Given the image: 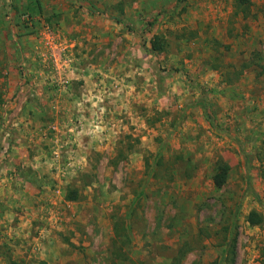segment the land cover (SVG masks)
I'll return each instance as SVG.
<instances>
[{
    "label": "rangeland",
    "instance_id": "374dc122",
    "mask_svg": "<svg viewBox=\"0 0 264 264\" xmlns=\"http://www.w3.org/2000/svg\"><path fill=\"white\" fill-rule=\"evenodd\" d=\"M37 1L0 0V264H229L233 239V264H264V0ZM8 50L38 53L58 91L57 70H88L103 100L71 128L35 121L25 155L41 148L44 175L12 162ZM106 104L124 120L105 121ZM72 133L91 151L71 152Z\"/></svg>",
    "mask_w": 264,
    "mask_h": 264
},
{
    "label": "crops",
    "instance_id": "0c3cea01",
    "mask_svg": "<svg viewBox=\"0 0 264 264\" xmlns=\"http://www.w3.org/2000/svg\"><path fill=\"white\" fill-rule=\"evenodd\" d=\"M28 3H32L33 5L40 4L37 0H27L25 3L21 2L22 5L25 4L26 6ZM29 8L33 13V6L30 5ZM21 57H25L26 60L23 61L26 63L23 65V68L17 70L16 66L22 64ZM45 68V65L41 64L38 53L28 52L27 50L26 52L18 53L16 50L7 51V117H9V120L17 121L22 125L18 130L19 134L15 136L17 138L15 140H18L15 142L19 146L16 147V150L14 149L12 162L18 166L21 165L35 169L42 175H44L43 170L45 167L41 163V148L35 146L42 141V127H40V123H35V121L39 117L54 116L55 123L59 129H62L63 127L71 128V125H74L73 120L75 119H80L81 122H88L95 120L97 114L99 115L96 102L93 101V98H90L92 94L88 91L94 83V80H91V76L88 74V70L85 71L77 67L75 70L67 72L66 77H70L73 80L70 81L67 89L58 91L49 82H46L47 79H52L54 75L51 73V70L48 71L49 69ZM82 71L85 74H81ZM51 107L55 109L54 112H52ZM105 107L107 111L104 114L105 121L119 120L120 118L124 120L121 110L124 109L123 106L116 108L115 104H112V106L106 104ZM115 116H119L120 118L116 119ZM32 122L34 123V130L31 128ZM125 132V130L122 131L124 134ZM93 133L95 132H88L89 135L98 139L99 135H94ZM121 134L117 138L121 137ZM77 135L83 137L76 136L74 133L69 134L67 143H71L75 147L71 152L78 154L91 151L90 149L93 148L95 140L86 138L85 135ZM105 136L112 139L111 135L106 134ZM32 137L36 139V141H33L36 144L32 145L34 148H37L36 158L34 157L29 162V156L25 155V150L29 148ZM55 143L57 142L55 141ZM45 179H48V177L45 176Z\"/></svg>",
    "mask_w": 264,
    "mask_h": 264
},
{
    "label": "trees",
    "instance_id": "16d2710c",
    "mask_svg": "<svg viewBox=\"0 0 264 264\" xmlns=\"http://www.w3.org/2000/svg\"><path fill=\"white\" fill-rule=\"evenodd\" d=\"M251 1L252 0H234L235 6L236 8L239 9H246L251 5ZM150 26H152V24H149ZM150 50L152 53H159L161 51H163L164 49V41L161 37L155 35L152 36L151 40H150ZM228 166L224 163H220L216 170L215 173L212 176V183L216 188H221L223 187L226 182H227V176H228ZM20 175H22L20 172H18ZM36 176V174H34L33 171H30L26 174V175H22V177H24V179H26V181H28L29 183H33L35 184L37 187H39V184L37 182H34V177ZM67 199L69 201H75L76 200V195L74 192H70V194L68 196H66ZM247 222L252 225H259L262 222L261 217L255 213V212H251L248 217H247ZM234 244H235V240H232V243L228 244L224 250H223V255H226V257H228L229 255V264H233L234 263Z\"/></svg>",
    "mask_w": 264,
    "mask_h": 264
},
{
    "label": "built area",
    "instance_id": "2783aa9c",
    "mask_svg": "<svg viewBox=\"0 0 264 264\" xmlns=\"http://www.w3.org/2000/svg\"><path fill=\"white\" fill-rule=\"evenodd\" d=\"M46 33H47V35L48 36H50V34H51V32L47 29L46 30ZM65 71V70H64ZM64 71H62V73H61V71L60 70H57V72H56V74H57V77H56V79H57V81H58V84L62 87V88H66V87H68L69 86V82H68V80L67 79H64L65 78V72ZM69 71V70H68ZM67 71V72H68ZM64 76V78H62ZM97 98V97H96ZM97 101H99V103L100 102H102L103 100H97L96 99V101H94V102H97Z\"/></svg>",
    "mask_w": 264,
    "mask_h": 264
}]
</instances>
